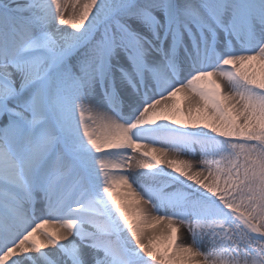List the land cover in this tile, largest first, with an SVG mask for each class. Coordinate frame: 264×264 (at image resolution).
<instances>
[{"label": "snow or ice", "instance_id": "6c2138e0", "mask_svg": "<svg viewBox=\"0 0 264 264\" xmlns=\"http://www.w3.org/2000/svg\"><path fill=\"white\" fill-rule=\"evenodd\" d=\"M0 264H264V0H0Z\"/></svg>", "mask_w": 264, "mask_h": 264}, {"label": "bare ground", "instance_id": "6f19581e", "mask_svg": "<svg viewBox=\"0 0 264 264\" xmlns=\"http://www.w3.org/2000/svg\"><path fill=\"white\" fill-rule=\"evenodd\" d=\"M179 99V98H178ZM162 167H165L166 168V165H162ZM166 170H167V168H166ZM130 171H135V169H132V170H130ZM162 226H164L163 224H161V225H155L154 226V229H148V232L150 233V232H152L153 230L155 231L158 227H162ZM152 230V231H151ZM181 235L186 239L187 238V234H186V232H184V230H182L181 231Z\"/></svg>", "mask_w": 264, "mask_h": 264}, {"label": "rangeland", "instance_id": "374dc122", "mask_svg": "<svg viewBox=\"0 0 264 264\" xmlns=\"http://www.w3.org/2000/svg\"><path fill=\"white\" fill-rule=\"evenodd\" d=\"M168 170V169H167ZM164 228H165V225L164 226H162V227H158L156 230H155V232L157 233V234H160L163 230H164ZM152 231V230H151Z\"/></svg>", "mask_w": 264, "mask_h": 264}]
</instances>
